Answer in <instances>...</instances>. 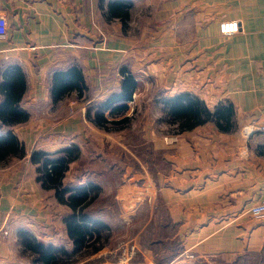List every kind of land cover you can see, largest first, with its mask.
<instances>
[{
  "label": "crops",
  "instance_id": "1",
  "mask_svg": "<svg viewBox=\"0 0 264 264\" xmlns=\"http://www.w3.org/2000/svg\"><path fill=\"white\" fill-rule=\"evenodd\" d=\"M113 1L0 0V84L7 69L19 66L27 80L21 107L29 113L11 127L28 155L13 159L25 161L20 170L0 177V217L17 213L32 225L28 220L47 213V191L60 204L40 185L33 151H57L91 128L103 130L88 118L91 107L73 115L82 103L69 105L67 116L50 114L66 99L53 98L54 73L79 66L84 97L92 87L93 99L103 100L120 86L125 66L139 81L131 102L153 78L163 96L189 92L212 110L227 103L235 109L229 132L214 122L182 133L147 131L165 164L158 176V244L174 237L175 264H264V217L251 211L264 201V0H123L131 11L127 26L110 16ZM139 5L158 29L136 41L129 26ZM225 19L238 20L241 30L223 35ZM40 108L47 111L38 114ZM9 129L0 121V135ZM3 238L0 263L15 264L5 257Z\"/></svg>",
  "mask_w": 264,
  "mask_h": 264
},
{
  "label": "rangeland",
  "instance_id": "2",
  "mask_svg": "<svg viewBox=\"0 0 264 264\" xmlns=\"http://www.w3.org/2000/svg\"><path fill=\"white\" fill-rule=\"evenodd\" d=\"M148 16L150 15L143 11L142 5L134 9L129 36L136 41L142 38L145 31L157 32L158 28L152 27ZM145 81L146 83L143 82L145 88L138 93L135 102L130 103V113L136 109L137 112L129 127L123 131L101 129L100 132L91 128L85 132L86 135L73 139L67 145L76 143L82 149L81 157L72 163L71 172L66 180L67 184L74 186L95 181L101 185V196L91 206L89 213L110 226L107 230H102L104 236H109L107 245L100 251H95L92 247L74 253L73 244L64 232L66 226L62 217L66 210L61 204L55 202L51 196L52 192L47 191L46 199H44L47 201V203L44 202L47 213L39 218L28 220L32 225H26L25 220L21 219L17 213L10 215L9 219L1 217L8 229V234L1 236L4 237L2 243L5 244L6 252H9V256L5 255V257H13L16 260L15 264H33L30 254H23L20 249V231L25 230L45 243L67 248L73 255L65 259V264H166L170 261L169 264H175L177 259L171 258L177 246L174 237H169V244L164 242L163 245H159L157 242L158 237L160 239L158 233L160 222L156 214L159 205L158 176L160 172H163L165 164L158 152L154 150L152 141L145 138L149 130L159 133L168 132L170 128L165 123L159 122L162 112L156 102L159 95L161 96L158 86L153 83V78ZM91 88L86 97H83L84 99L78 98L73 92L50 114L56 119L67 116L70 113L68 106L77 105V103H82V107L72 108L73 115H80L78 113L82 111L84 116L87 107L96 109L102 97L93 99L96 93ZM39 110L38 114L47 111L44 108ZM164 126L167 127L164 129ZM2 165L4 166H0V177L5 180L11 169L20 170V167L25 166V161L12 160ZM144 176V180H134ZM135 184L136 190L133 187ZM54 232L56 236L53 242L48 237ZM177 263L180 264V261ZM251 263H254V260H251ZM0 264H9V261ZM199 264L222 263L219 260L213 263L200 260Z\"/></svg>",
  "mask_w": 264,
  "mask_h": 264
},
{
  "label": "trees",
  "instance_id": "3",
  "mask_svg": "<svg viewBox=\"0 0 264 264\" xmlns=\"http://www.w3.org/2000/svg\"><path fill=\"white\" fill-rule=\"evenodd\" d=\"M107 8L111 17L119 18L127 26L131 11L126 1L109 2ZM121 75L120 86L100 100L96 109L91 107L87 113L88 118L105 131L125 130L132 124L137 112L136 109L130 113V102L134 99L139 81L125 66L121 69ZM26 88V76L19 66L6 70L0 84V121L2 126L10 129L0 135V163L28 155L25 143L11 129L29 120V113L21 107ZM87 89L85 76L77 65L54 73L52 95L56 102L73 92L82 98ZM156 102L162 112L159 122L168 125L173 133L189 131L207 122H214L224 132L236 127L235 109L231 103L220 104L212 110L205 101L189 92L169 97L161 95ZM81 155V147L73 143L56 152L35 150L30 158L38 166V181L42 188L53 191L56 200L69 209L63 222L74 253L92 247L95 251L102 250L109 241V236H104L102 230L110 228L102 219L89 213L91 206L101 196V185L95 181L74 186L67 184L72 163L78 161ZM20 246L23 254H30L33 264H65V259L73 255L67 248L45 243L25 230L20 231Z\"/></svg>",
  "mask_w": 264,
  "mask_h": 264
},
{
  "label": "built area",
  "instance_id": "4",
  "mask_svg": "<svg viewBox=\"0 0 264 264\" xmlns=\"http://www.w3.org/2000/svg\"><path fill=\"white\" fill-rule=\"evenodd\" d=\"M241 30L240 22L236 19H225L220 22V32L223 35H233ZM0 31V35H3ZM252 213L257 217H264V201L260 204L254 206L251 209ZM8 234V229L6 228L5 222L2 221L0 217V237L2 235ZM189 257H194L192 254Z\"/></svg>",
  "mask_w": 264,
  "mask_h": 264
}]
</instances>
